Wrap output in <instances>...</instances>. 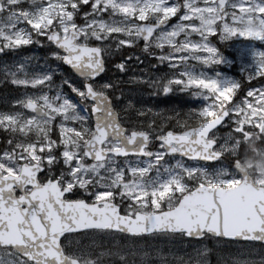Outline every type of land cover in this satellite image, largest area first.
Listing matches in <instances>:
<instances>
[{
    "label": "snow or ice",
    "instance_id": "6c2138e0",
    "mask_svg": "<svg viewBox=\"0 0 264 264\" xmlns=\"http://www.w3.org/2000/svg\"><path fill=\"white\" fill-rule=\"evenodd\" d=\"M31 47L0 264H264V0H0V55Z\"/></svg>",
    "mask_w": 264,
    "mask_h": 264
},
{
    "label": "trees",
    "instance_id": "16d2710c",
    "mask_svg": "<svg viewBox=\"0 0 264 264\" xmlns=\"http://www.w3.org/2000/svg\"><path fill=\"white\" fill-rule=\"evenodd\" d=\"M44 55H45V52H44L43 48L31 47V48H29V49H27L25 51H21L18 54H9V56H7V57H5L3 55H0V60L16 59V58L23 59L25 57H29L30 56L32 58L33 64L39 66V62L41 60H43ZM18 94H20L18 90H15V89L11 88L10 86H2V85H0V102H3V103H1L2 108L4 106V103H6L4 101H8V100H10L13 97H17ZM185 99H187V97H185ZM171 103L173 105H175L176 104V100L175 99L171 100Z\"/></svg>",
    "mask_w": 264,
    "mask_h": 264
},
{
    "label": "rangeland",
    "instance_id": "374dc122",
    "mask_svg": "<svg viewBox=\"0 0 264 264\" xmlns=\"http://www.w3.org/2000/svg\"><path fill=\"white\" fill-rule=\"evenodd\" d=\"M233 71H235V69H233ZM19 93H20V92H19ZM19 95H20V94H18V96H19ZM16 96H17V95H16ZM18 96H17V97H18ZM11 99H12V98H11ZM11 99L8 100V101H4V102H6V103H4V106H3V107H5V105H6L8 102L10 103ZM1 103H3V102H0V108H2ZM202 243H203V242H202ZM195 246H196V242H193V241H189V242H187V244H185L184 242H180L179 245H178V248H179L180 250H182L183 252L190 254L191 251H192V249H193ZM209 246L211 247V244H209ZM236 247H237V246H236L235 244H229V243H225V244H223V245L220 247V250L217 251V252H214V254L210 257V259L212 260V264H216V261H217V259H218V257H219V255H220L221 252L227 253V252H229V251L235 250Z\"/></svg>",
    "mask_w": 264,
    "mask_h": 264
}]
</instances>
